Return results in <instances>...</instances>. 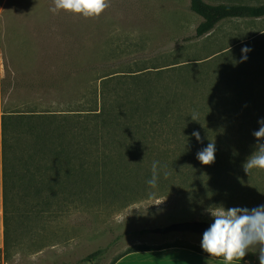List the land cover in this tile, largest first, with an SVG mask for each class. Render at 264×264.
Returning a JSON list of instances; mask_svg holds the SVG:
<instances>
[{"label":"rangeland","instance_id":"rangeland-1","mask_svg":"<svg viewBox=\"0 0 264 264\" xmlns=\"http://www.w3.org/2000/svg\"><path fill=\"white\" fill-rule=\"evenodd\" d=\"M206 1L211 4L231 1L264 4V0ZM40 6L44 21V61L53 59L55 66L54 77L45 79V73L49 71L46 63H42L43 90L55 89L50 90L53 93L44 95L41 101L43 113L21 115L98 113L101 110V84L107 78L210 63L205 73L200 75V70H197L203 80L201 86H177L183 88L180 91L195 96L196 104L218 111L212 120L217 126L218 138L225 141L250 136L257 142L253 133L260 127L258 121L264 119V18L229 19L209 35L197 38V29L203 20L192 11L191 0H110L107 8L112 14L105 16V23L100 22L98 33L107 34L108 40L101 53L105 52L108 61L79 65L72 63L65 35L59 34L58 40H51L49 14L55 7L53 0H41ZM18 7L13 0H1L0 22L6 15L14 14L13 9ZM66 17L59 16L60 30L65 29L62 23ZM11 19L14 21V16ZM244 48L249 51L243 53ZM244 55L246 60H242ZM164 81L167 83L168 78ZM206 83L209 85L204 86ZM13 100L23 104L30 99L14 97ZM2 102L3 97L0 96V105ZM46 104L57 108L48 112L44 110ZM241 106L255 114L237 115L234 109ZM225 108L234 113L231 118L223 116ZM253 116L257 119H252ZM10 125V159L21 177L24 162L27 163L37 145L40 123L22 121ZM258 187H263L260 191L264 193V183H259ZM178 196L142 200L122 209L119 206L84 208L58 203L52 215L35 216L39 210L36 209L37 203L28 201L22 193V186L18 185L11 206L16 215L10 229L13 233L12 248L8 257L4 250L0 252V264H114L120 256L142 246L179 243L202 249L201 235H157L152 232L185 221L213 222L208 211L193 209ZM200 215L199 220L193 219ZM98 251L101 254L86 261ZM258 255V252L250 250L241 261L259 263Z\"/></svg>","mask_w":264,"mask_h":264},{"label":"trees","instance_id":"trees-1","mask_svg":"<svg viewBox=\"0 0 264 264\" xmlns=\"http://www.w3.org/2000/svg\"><path fill=\"white\" fill-rule=\"evenodd\" d=\"M191 9L203 20L197 29V38L209 35L229 19L264 18V4L235 1L211 4L206 0H191ZM209 64H188L107 78L101 84L98 113L3 116L6 257L12 248L10 229L16 215L11 206L18 185L22 186L28 201L37 203L39 210L35 216L52 215L58 203L122 209L142 200L171 195H179L193 209L202 211L220 205L225 209H253L264 205V193L260 191L263 187H258L259 183H264V172L253 169L247 175L243 170L257 142L250 136L225 141L218 138L217 126L212 121L218 111L196 104L195 96L180 91L183 88L177 86H201L203 80L197 70L201 75ZM247 110L245 106L234 109L242 117L255 114ZM232 115L229 108L224 109L225 119ZM252 119L257 118L253 116ZM22 121L39 122L40 129L34 152L27 163L24 162L25 169L19 177L10 159L9 139L10 123ZM194 131L200 133L199 141L192 135ZM209 142L215 143V161L203 166L197 160V153ZM153 161L159 162L155 189L147 184ZM201 216L193 219L199 220ZM169 248H184L207 255L197 247L176 243L142 246L128 251L116 262L132 253ZM99 254L101 251L86 261Z\"/></svg>","mask_w":264,"mask_h":264},{"label":"crops","instance_id":"crops-1","mask_svg":"<svg viewBox=\"0 0 264 264\" xmlns=\"http://www.w3.org/2000/svg\"><path fill=\"white\" fill-rule=\"evenodd\" d=\"M19 5L14 8V14L10 13L0 22V96L3 103L10 111H4L0 105V251L5 249V213H4V155H3V116L26 113H43L44 95L50 90H43L44 72L42 63L48 66L45 79L54 77V61L45 60L42 52V40L44 36L40 9L41 0H13ZM155 1V0H151ZM159 1V0H158ZM1 2V0H0ZM156 8V6H155ZM109 8L99 18L85 19L82 14H72L67 11L62 13L51 12L52 23L49 25L51 40H58V35L65 37L67 48L72 56V63L79 65H96L106 60L105 52L101 49L107 43V34H98L101 30L100 22H106L105 16L111 15ZM13 21L10 18L13 17ZM59 16H67L60 30ZM48 26V25H47ZM64 39V38H63ZM53 54V53H52ZM51 58V57H50ZM77 58V61L75 59ZM50 63V64H49ZM3 65V67H1ZM75 68V67H74ZM2 69H4L2 74ZM70 69V68H68ZM50 93H53L52 91ZM14 97H26L25 103L37 107L40 111H14L13 108L22 103H15ZM28 97V98H27ZM47 106V104L45 105ZM47 107H54L52 104ZM56 107V106H55ZM57 108V107H56ZM54 108V110L56 109ZM115 264H224L222 259H213L184 248H169L157 251L137 252L124 256ZM236 264H251L245 261H237ZM259 264V263H256Z\"/></svg>","mask_w":264,"mask_h":264},{"label":"clouds","instance_id":"clouds-1","mask_svg":"<svg viewBox=\"0 0 264 264\" xmlns=\"http://www.w3.org/2000/svg\"><path fill=\"white\" fill-rule=\"evenodd\" d=\"M54 13L60 10L72 14H82L85 19L99 18L110 4V0H53ZM249 49H242L247 53ZM247 56H242L246 60ZM196 119L195 116L192 117ZM260 127L253 133L257 144L255 150L243 164L247 175L253 169L264 172V119L258 121ZM192 135L197 141L200 133L194 131ZM197 160L203 166H210L215 161V143L209 142L207 147L197 153ZM159 179V162L153 161L151 177L147 181L150 188L155 189ZM212 218L210 227L203 233L201 248L210 258L222 259L224 264H236L247 255L250 250L258 252L259 264H264V205L253 208H228L222 205L208 210Z\"/></svg>","mask_w":264,"mask_h":264},{"label":"water","instance_id":"water-1","mask_svg":"<svg viewBox=\"0 0 264 264\" xmlns=\"http://www.w3.org/2000/svg\"><path fill=\"white\" fill-rule=\"evenodd\" d=\"M211 223L206 221H185L175 223L165 228H158L152 232L157 235H169L172 233L201 235L210 227Z\"/></svg>","mask_w":264,"mask_h":264},{"label":"bare ground","instance_id":"bare-ground-1","mask_svg":"<svg viewBox=\"0 0 264 264\" xmlns=\"http://www.w3.org/2000/svg\"><path fill=\"white\" fill-rule=\"evenodd\" d=\"M1 67H3V65ZM3 71H4V69H2V74H3ZM1 106H2L1 108L4 111H7V110L10 111L11 110V109H7L8 107H6L3 102L1 104ZM54 108L55 107H47L44 110H47L48 112H52L54 110ZM13 110L16 112H18V111H25V112H27V111H30V112L40 111V110H37V107L32 106L30 104H19V105H17V107L13 108Z\"/></svg>","mask_w":264,"mask_h":264}]
</instances>
